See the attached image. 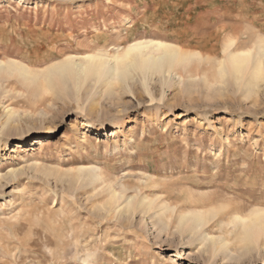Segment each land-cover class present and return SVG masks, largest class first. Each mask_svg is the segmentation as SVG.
Listing matches in <instances>:
<instances>
[{"label":"rangeland","instance_id":"obj_1","mask_svg":"<svg viewBox=\"0 0 264 264\" xmlns=\"http://www.w3.org/2000/svg\"><path fill=\"white\" fill-rule=\"evenodd\" d=\"M140 39L203 61L44 78ZM257 39L264 0H0V60L39 75L0 77V264H264L235 219L264 212V78L218 70Z\"/></svg>","mask_w":264,"mask_h":264},{"label":"bare ground","instance_id":"obj_2","mask_svg":"<svg viewBox=\"0 0 264 264\" xmlns=\"http://www.w3.org/2000/svg\"><path fill=\"white\" fill-rule=\"evenodd\" d=\"M227 42L228 43L223 46L225 58L218 64L219 72L221 74L223 73V75L224 73L229 74L237 81L242 79L246 74H250L251 81L263 79L264 40L257 39V43L261 47L260 50L257 51V56L254 59L251 49L231 51L229 47L233 41ZM66 58V60L63 59V61L48 67L44 72V78L50 81L57 76L64 77L72 75L76 79H82L85 76H93L96 79L117 78L123 81L130 71L136 70L142 75V81H146V76L148 74L158 73L164 75L172 71L175 72L178 68L187 71L193 63L199 65L203 61V56L195 50L183 49V47L181 48L175 44L156 39L136 40L124 48L122 52L117 51L111 56L102 55L97 52L95 54L87 53L77 60L73 57ZM2 76L9 78L16 77L18 81L33 83V81L37 80L39 75L33 73L22 64L11 61L3 62L0 60V77ZM9 112L8 110L7 113L9 114ZM120 198L121 193H112L109 202L112 205H117ZM124 201H126V198ZM132 201H134V199L127 200L125 206L128 208L132 207ZM150 204L151 201H148V205ZM235 219L243 227L246 238L252 234L264 232V212H259V210H257L254 211L250 217L236 216ZM193 221L199 223L201 219L195 216L193 217Z\"/></svg>","mask_w":264,"mask_h":264}]
</instances>
